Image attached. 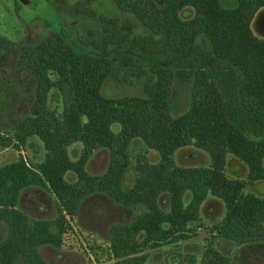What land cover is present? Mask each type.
Here are the masks:
<instances>
[{"label":"trees","instance_id":"16d2710c","mask_svg":"<svg viewBox=\"0 0 264 264\" xmlns=\"http://www.w3.org/2000/svg\"><path fill=\"white\" fill-rule=\"evenodd\" d=\"M109 1L133 15L144 32L136 34L131 21L100 17L102 28L91 33L88 48L52 34L22 49L20 65L37 80L36 101L14 130L22 144L38 137L46 154L36 167L23 158L0 167V222L7 226L0 264H48L41 249L63 247L67 217L74 218L96 193L124 208H144L132 222L109 229L117 264H144L147 249L190 238L209 197L225 207L221 239L264 242V197L246 192L248 182L264 181V38L252 30L264 0H235L233 7L224 0ZM185 8L194 10L193 18H181ZM114 60L125 73L145 80L143 96L102 93L115 72ZM175 81L188 84L191 93L190 107L179 116L172 114ZM53 89L62 98L60 111L48 107ZM114 124L120 126L117 133ZM135 139L160 160L138 159L134 185L126 190L123 179ZM76 143L83 151L73 161L68 149ZM188 147L205 152L210 165L179 166L175 154ZM99 150L109 152V168L92 176L85 167ZM229 157L246 166L248 181L227 175ZM69 173L75 182L66 180ZM33 187L54 195L56 218L32 220L19 209L22 192ZM187 192L192 194L188 206ZM163 196L169 197L168 211L160 206ZM202 264L232 263L209 247Z\"/></svg>","mask_w":264,"mask_h":264},{"label":"rangeland","instance_id":"374dc122","mask_svg":"<svg viewBox=\"0 0 264 264\" xmlns=\"http://www.w3.org/2000/svg\"><path fill=\"white\" fill-rule=\"evenodd\" d=\"M42 3L43 10H36L22 5L18 0H0V167L16 162L23 158L28 165L36 167L45 160L43 142L36 136L21 143L15 132L16 126L31 115L36 101L37 80L32 72L20 65V57L24 47L40 44L52 34H60L79 49L88 48L93 42V32L101 30L100 17L117 18L121 22L131 21L136 27V34H142L144 28L133 15L121 11L113 2L103 0L89 2L88 0H50ZM224 6H235V0H224ZM181 18L188 20L194 17V10L185 8ZM264 9L255 16L252 30L258 37L264 38ZM91 34V35H90ZM92 48V47H91ZM93 49V48H92ZM115 72L110 76L102 93L107 97L143 96L145 80L125 73L114 60ZM172 114L179 116L188 110L191 103L190 86L175 81L172 94ZM51 110L62 109L60 93L53 89L48 98ZM113 130L120 131L118 124ZM83 151L81 143L69 147V156L73 161L80 158ZM150 163L159 162V155L148 150L145 144L135 139L129 147L130 167L123 179L124 189L134 185L136 164L138 159ZM179 166L199 167L209 166V156L194 147L181 149L175 154ZM110 163L107 150L95 152L89 159L85 169L89 175H104ZM226 173L235 179L248 181L247 168L234 157H229ZM68 182H75L76 176L66 175ZM38 188V187H33ZM32 189V188H29ZM35 195L40 203L36 208L23 204L24 213L32 220L54 219L57 217L56 198L41 188ZM246 192L264 197V181L247 183ZM192 194L184 196L188 206ZM52 207L48 210V202ZM43 203V205L41 204ZM45 203V204H44ZM46 205V206H44ZM163 210L170 209L168 196L160 200ZM144 211V208H124L117 205L102 193L87 197L80 206L77 215L70 219L67 234L62 248L43 247L41 254L48 264H117L111 254L109 229L115 224H128L133 218ZM225 215V207L215 198L209 197L201 209V220L191 225L193 231L185 241L164 245L155 249H147L142 255L146 256L144 264H202L204 254L209 247L217 249L222 255L231 260L232 264H264V242L238 244L218 236V228ZM7 236V226L0 222V240ZM142 239L140 236L139 241ZM194 260V263H190ZM17 264H25L19 260Z\"/></svg>","mask_w":264,"mask_h":264},{"label":"crops","instance_id":"0c3cea01","mask_svg":"<svg viewBox=\"0 0 264 264\" xmlns=\"http://www.w3.org/2000/svg\"><path fill=\"white\" fill-rule=\"evenodd\" d=\"M39 190H42V189L41 188H32V189L28 188L25 191H23L21 196H20V199H19V206H18L19 209L22 210L23 212H25V210H23V208H22V205L26 204V203L29 204L28 205L29 207L33 206V208H36L37 203H40V200H37L35 198V195L38 194ZM48 203L49 204H48L47 209L48 208L50 209L52 207V203L50 201ZM41 204L43 205V203H41ZM44 206H46V205H44ZM37 207H38V205H37Z\"/></svg>","mask_w":264,"mask_h":264},{"label":"water","instance_id":"95a60500","mask_svg":"<svg viewBox=\"0 0 264 264\" xmlns=\"http://www.w3.org/2000/svg\"><path fill=\"white\" fill-rule=\"evenodd\" d=\"M22 5L30 7L36 10H43L42 3L40 0H18Z\"/></svg>","mask_w":264,"mask_h":264},{"label":"flooded vegetation","instance_id":"af4514ba","mask_svg":"<svg viewBox=\"0 0 264 264\" xmlns=\"http://www.w3.org/2000/svg\"><path fill=\"white\" fill-rule=\"evenodd\" d=\"M262 26L264 27V22L262 23Z\"/></svg>","mask_w":264,"mask_h":264}]
</instances>
